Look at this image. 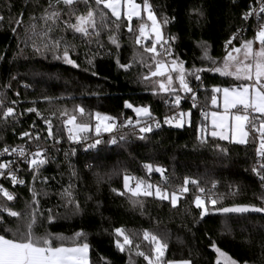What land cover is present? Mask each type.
Listing matches in <instances>:
<instances>
[{
	"label": "trees",
	"instance_id": "16d2710c",
	"mask_svg": "<svg viewBox=\"0 0 264 264\" xmlns=\"http://www.w3.org/2000/svg\"><path fill=\"white\" fill-rule=\"evenodd\" d=\"M142 2V0H138ZM153 3L158 17L160 14L175 19L169 23L164 31L166 34H174L177 39L173 44L174 53L185 61V66L191 68L205 66L202 63L201 49L198 42L206 41L209 45L210 55L221 58L225 55L224 42L236 30L237 27H245L243 35L251 38L253 25L244 22L241 15L247 10L252 0H150ZM13 7L9 10L4 7V0H0V15L5 19L0 21V94L6 93L8 101H19L14 107L17 113H24L15 123L9 119L7 123L0 121V148L5 145L15 146L25 143L20 139L22 131L30 130L29 126L36 122L42 137L47 136L45 125L34 113L24 110L35 106L41 110L44 116L49 115L50 105L42 100L49 96L58 98L56 104L66 107L72 112L74 106L80 105L85 109L82 119L89 120L90 114L100 112L116 116L120 121L128 116L135 119V114L130 109L124 108V101L128 100L136 105H148L153 114L162 119L164 115H171L173 109L165 100L169 99L164 94L153 95L139 80L141 73L147 69L134 64L132 69L125 72L116 65V59L121 63H128L136 51H142L135 45V35L138 34V21L132 24L133 32H128V22L121 19V27L118 30L120 47L117 49L108 41V32L100 37V43L85 46L79 36L76 43L79 45L77 59L80 68H72L62 61L55 60L49 54L37 56L31 47L26 46L23 27H18L17 32L11 29L17 27L10 24L9 19H15L23 11L24 20L27 22L29 14L39 15V5L47 3V0H39V5H34L33 0H11ZM94 3V0H93ZM203 10L204 16L197 17L192 9ZM79 11L85 8L79 6ZM111 24L115 17L109 10H104ZM66 18V17H65ZM199 20V22H197ZM72 39V34H66ZM149 43L150 42H145ZM238 43V42H235ZM103 45L101 47L100 45ZM22 50V51H21ZM91 56L93 65L85 61ZM88 68L89 71H84ZM91 71L97 73L91 75ZM15 76V79L12 77ZM203 83L207 88H198V82L194 79L191 84L197 88L198 107L191 108V99H183L181 110L191 109V126L183 128L163 126L147 134L148 138L139 140L129 136L127 143L116 145L101 144L96 149L84 148V142L74 144L67 139V132L59 119L53 118L54 131L60 126L61 143L51 149L49 155L54 160L44 166L41 175L52 177L50 180V195L41 198V210L52 208L54 213H60V218L51 225H45L52 233H61L71 236L76 231L87 234V242L90 244L89 257L91 264H129L128 252L121 253L114 244L113 229L125 227L130 232L137 233L133 237L134 242L141 244V250L148 252L149 246L142 239V231L150 230L164 237L168 242V250L165 253L167 259H191L193 264H215L216 253L210 245H216L233 258L248 261L249 264H264L261 245H264V213H249L244 216L236 214L211 213L203 220L199 219V210L191 204L195 189L189 185L190 192L178 203L177 208H171L167 201H158L154 197L143 198L145 207L141 210L133 208L129 204L130 194L117 195L111 189L123 190V175L125 172L141 176L152 183L163 184L159 173L148 175L143 169L144 163L163 166L169 177L168 186L174 187L183 183L185 176L200 180L202 186H211V181H216L213 190L217 195H222L223 206L233 203H251L260 206L261 201L256 197L264 194L259 178L252 172L257 166L255 156L256 143L239 145L221 141L210 135L207 143L197 141V125L203 121L201 110L211 109V87L214 85L229 86L232 78L222 77L217 73L205 72L201 74ZM9 83L11 87L4 89L2 86ZM27 85V87H25ZM19 92L17 97L15 94ZM208 98L207 100L205 98ZM7 103V101H6ZM12 106V105H9ZM78 119H81L78 117ZM94 120H91L93 123ZM209 127V121H203ZM210 128V127H209ZM94 131L87 133L90 139H94ZM107 140L109 134H102ZM26 139V138H25ZM41 143H44L42 140ZM51 144V141L47 142ZM219 144L228 149V154L219 152L216 145ZM75 148V155L71 149ZM68 153L67 158L65 153ZM69 163L78 173L76 184L77 197L81 211L77 215L67 214L63 207H57L60 199L57 192L62 184L69 180ZM90 166V167H89ZM26 184L31 182V175L26 165H20ZM205 182L207 184L205 185ZM5 186L11 189L10 182ZM40 187L39 184L36 185ZM230 187L238 189L230 192ZM17 200L9 202L16 211H25V202L30 200V193L26 186H16L14 190ZM88 197H91L89 199ZM2 202V198H0ZM191 209V215L186 210ZM14 221V218H12ZM226 226L230 228L226 230ZM43 232L44 229H39ZM103 258V259H102ZM136 264H146L141 257H133Z\"/></svg>",
	"mask_w": 264,
	"mask_h": 264
},
{
	"label": "snow or ice",
	"instance_id": "6c2138e0",
	"mask_svg": "<svg viewBox=\"0 0 264 264\" xmlns=\"http://www.w3.org/2000/svg\"><path fill=\"white\" fill-rule=\"evenodd\" d=\"M25 4L28 0H24ZM34 5H39V0H33ZM39 15L29 14L27 22L24 20L23 11L9 23H14L11 31L17 32L18 27L24 28L26 46L31 47L37 56L51 55L53 59L62 61L72 68L79 69L80 64L73 58L78 55L79 45L76 38L79 36L81 43L85 46L93 43H100V37L107 31L108 41L118 49V30L122 19L128 22V32H133V18L138 21L135 35V45L142 51L134 49L133 58L128 63H121L116 59L118 68L128 72L134 64L146 68V73H141L139 80L145 84L153 95L164 94L169 99L165 100L173 109L171 115H164L162 121L158 119L148 105H136L128 100L124 101V108L130 109L135 114V119L128 116L122 121L116 116L95 112L90 114V119H82L85 116V109L74 106L72 112L66 107L56 104L58 98L44 96L42 100L50 105L49 115L44 114L35 106L24 110L27 113H34L43 121L46 137H42L41 131L37 128L36 122L29 126L30 130L22 131L20 139L25 143L0 148V157H11V159H0V264H91L89 251L90 244L87 242L85 232L76 231L71 236H64L61 233L48 231L45 225H51L60 218V213H54L52 208L41 210V198L50 195L49 181H54L55 176L48 177L41 175V170L50 160L55 157L49 155L51 149L61 143L60 126L54 131L53 118L59 119L63 130L67 132V139L74 144H81L89 140V136L83 135L93 132L94 139L87 143V149H96L101 144L116 145L127 143L129 136L139 140L148 138L147 134L153 133L154 129H160L163 125L174 128L191 126V109L181 110L183 99L190 97L191 108L198 107L197 88L191 84L194 79L198 82L197 87L207 91L202 73H217L222 77L232 78L233 83L229 86L214 85L211 87L210 102L217 110L208 112L201 110L203 121L210 117L211 127L203 121L197 125L196 139L201 144L207 143V137L218 138L229 143L247 145L250 142L256 143L255 156L257 166L251 170L259 178L261 189L264 190V0H252L241 19L253 25L251 38L243 35L245 27H237L224 42L225 55L219 59L209 54V45L206 41L198 42L201 49V61L207 62L206 66L191 68L185 66L174 53L173 44L177 37L174 34H166L164 28L171 23L175 17L160 14L150 0H47L46 4L39 5ZM79 6L85 8L84 12L79 11ZM4 7L9 10L13 7L11 0H4ZM109 10L115 20L108 23L107 13ZM197 17H203L204 12L199 8L192 9ZM66 17V18H65ZM5 19L0 15V21ZM199 22V20H197ZM67 33L72 34L69 39ZM150 42L145 43V42ZM238 42V43H235ZM103 47V45H100ZM22 51V50H21ZM3 57L0 56V59ZM93 65V58L89 56L86 61ZM84 71H89L85 68ZM91 75L96 76L95 71ZM16 77L13 76L12 79ZM9 89L11 85L5 83L2 86ZM27 87V85H25ZM183 94V96L181 95ZM17 97L19 92L15 94ZM208 99L207 97L205 98ZM7 101V103H6ZM18 100L8 101L6 93L0 94V121L7 123L9 119L15 123L24 113H17L15 105ZM12 105V106H9ZM222 106L223 111L218 110ZM80 117L81 119H78ZM109 134L104 140L102 134ZM26 138V139H25ZM44 143H41V141ZM51 141V144L47 142ZM216 148L224 155L228 149L217 144ZM76 149H71L75 155ZM68 153H65L67 158ZM21 164L26 165L31 175V182L26 184L25 178L20 175ZM69 180L62 184L56 193L60 199L57 207H63L67 214L77 215L81 206L77 197L76 184L78 173L69 163ZM90 167V166H89ZM143 169L148 175L159 173L163 184L152 183L141 176H134L127 172L123 175V190L111 189L117 195L130 194L129 204L135 209L139 208L143 214L145 201L143 198L154 197L158 201H167L171 208L176 209L179 202L190 192L191 185L195 189L194 198L191 204L199 210V219L203 220L211 213L236 214L244 216L249 213H264V194L257 196L261 201L260 206L251 203H233L230 206H223L222 195H217L213 190L216 188V181H211V186H202L197 178L185 176L181 185L168 186L169 177L167 170L160 165L144 163ZM10 182L11 189L5 186ZM39 184L40 187L36 185ZM207 182H205V185ZM26 186L30 193V200L25 202V211H16L9 202L17 200L14 191L16 186ZM238 189L230 187V192ZM91 199V197H88ZM191 215V209L186 210ZM14 218V221L13 219ZM44 231L40 232L39 229ZM226 230L230 228L226 226ZM115 247L121 252H128L129 264H136L133 257H141L146 264H193L189 259H167L165 256L168 250L167 240L153 233L150 230L142 231V239L147 242L149 251L141 250V244L134 242L133 237L137 235L125 227L113 229ZM210 247L216 253L215 264H241V262L219 248L215 242ZM262 257H264V245H261ZM103 259V258H102ZM107 264V262H106ZM242 264H249L243 261Z\"/></svg>",
	"mask_w": 264,
	"mask_h": 264
},
{
	"label": "rangeland",
	"instance_id": "374dc122",
	"mask_svg": "<svg viewBox=\"0 0 264 264\" xmlns=\"http://www.w3.org/2000/svg\"><path fill=\"white\" fill-rule=\"evenodd\" d=\"M138 3H140V1L137 0ZM122 17H123V8H122ZM136 20V18H133V21H132V24L133 22ZM209 54H210V49H209ZM206 66L207 62H203ZM183 96V94H181ZM214 110H217L214 106L211 105V109L208 111V112H211V111H214ZM219 110V109H218ZM220 111H223V108L221 106L220 108ZM209 127H211V124H210V117H209ZM93 124V131H94V125H95V121L92 123ZM94 134V133H93Z\"/></svg>",
	"mask_w": 264,
	"mask_h": 264
},
{
	"label": "built area",
	"instance_id": "2783aa9c",
	"mask_svg": "<svg viewBox=\"0 0 264 264\" xmlns=\"http://www.w3.org/2000/svg\"><path fill=\"white\" fill-rule=\"evenodd\" d=\"M189 97H187L186 99H188ZM159 119V118H158ZM163 119V118H162ZM162 119H160L161 121H162ZM163 126H168V125H163L162 124V127ZM154 130H157V129H154ZM83 135H87V134H83ZM88 136V135H87ZM89 142H91V139L89 138V140H87V141H85L84 142V148H86V145H87V143H89ZM0 159H11V157H0Z\"/></svg>",
	"mask_w": 264,
	"mask_h": 264
},
{
	"label": "crops",
	"instance_id": "0c3cea01",
	"mask_svg": "<svg viewBox=\"0 0 264 264\" xmlns=\"http://www.w3.org/2000/svg\"><path fill=\"white\" fill-rule=\"evenodd\" d=\"M221 108V107H220ZM220 108H219V110H220Z\"/></svg>",
	"mask_w": 264,
	"mask_h": 264
}]
</instances>
